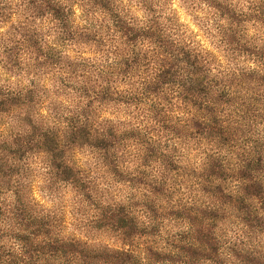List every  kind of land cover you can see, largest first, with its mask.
Masks as SVG:
<instances>
[{
  "label": "clouds",
  "instance_id": "clouds-1",
  "mask_svg": "<svg viewBox=\"0 0 264 264\" xmlns=\"http://www.w3.org/2000/svg\"><path fill=\"white\" fill-rule=\"evenodd\" d=\"M0 264H264V0H0Z\"/></svg>",
  "mask_w": 264,
  "mask_h": 264
}]
</instances>
